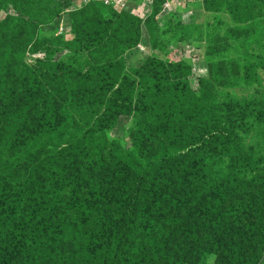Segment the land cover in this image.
<instances>
[{
  "label": "trees",
  "instance_id": "16d2710c",
  "mask_svg": "<svg viewBox=\"0 0 264 264\" xmlns=\"http://www.w3.org/2000/svg\"><path fill=\"white\" fill-rule=\"evenodd\" d=\"M59 1L0 0V102L8 105L0 113V264H203L209 256L264 264V133L252 147L231 130L222 136L208 122L216 99L172 87L158 57L128 74L117 64L142 38L148 45L127 23L163 27L169 0H154L145 18L101 1L76 9L75 0ZM80 13L99 29L75 23L79 38L57 35L71 53L52 65L40 26L57 32ZM34 39L32 51L46 53L35 62L57 88L41 89L33 67L23 83L7 77ZM93 43V58L106 64L78 81L74 53ZM88 104L79 120L77 107ZM124 116L134 124L129 137L112 139Z\"/></svg>",
  "mask_w": 264,
  "mask_h": 264
},
{
  "label": "rangeland",
  "instance_id": "374dc122",
  "mask_svg": "<svg viewBox=\"0 0 264 264\" xmlns=\"http://www.w3.org/2000/svg\"><path fill=\"white\" fill-rule=\"evenodd\" d=\"M56 2L60 4L59 0ZM129 2L130 5L125 11H131L132 14L141 15L146 9L144 0H129ZM85 3L86 0H75L72 9ZM169 3L171 7L164 8L163 13H173V16L162 23L163 27L154 24L151 31L147 22H143L145 30L142 24L140 26L127 23L129 30L139 27V30L144 32V39L148 45L142 42V38L138 43L139 50L135 48L126 51L117 64L125 63L128 74L133 70H140L145 66L146 61L150 63L153 58L158 57L164 64L169 65L165 71L171 78L172 87L179 84L185 95H191V91L195 92L199 88L216 99L218 107L208 122H215L218 133L225 137L226 131L231 130L233 135H240L248 146L252 147L256 144L259 134L264 133V0H169ZM66 9H69V6ZM146 10L150 11V9ZM8 13L15 14L12 9ZM6 15L7 13L1 12L0 21L4 20ZM75 23L84 30L99 29L91 24L84 13L73 18L71 25L62 21L57 32L46 31L47 28L42 29L43 26H40L41 35L36 36L47 40L44 47L46 49L43 50L48 51L52 48V57H54L51 61L52 65L57 66L67 61L71 50L63 44L56 43L58 38L56 36L64 33L67 35V40L79 38L74 31ZM163 28L169 31L165 37L158 31ZM86 37L82 36V39ZM109 38L110 34L107 39ZM168 41H170L169 47L166 43ZM34 42L36 39L26 45V59L24 57V62L20 66L11 68L7 77L12 81L20 79L23 83L27 80L26 74L33 67L39 77L41 89L46 91L52 83H48L45 77L50 76L52 72L35 62L44 59L46 53H34L32 51ZM76 47L75 44L71 46V48ZM97 48L98 45L93 43V50L77 49L74 53L78 81L91 69H100L106 64L93 58L92 54L96 53ZM212 54L218 55L215 63L210 62ZM182 61L186 62L184 65L186 67L172 66V63L178 64ZM52 85L58 87L56 83ZM138 102L139 100L135 102V106ZM208 105L206 101L204 106ZM7 106L6 102H0V113ZM105 107L106 105L103 106V111ZM92 109L91 104L83 106L82 109L77 107L78 119L83 120L81 112L88 114ZM186 116L188 115L185 114L183 118ZM133 126V120L124 116L109 134L112 139L126 140ZM263 152L264 150L261 154ZM213 262L214 258L209 256L203 264H213Z\"/></svg>",
  "mask_w": 264,
  "mask_h": 264
},
{
  "label": "built area",
  "instance_id": "2783aa9c",
  "mask_svg": "<svg viewBox=\"0 0 264 264\" xmlns=\"http://www.w3.org/2000/svg\"><path fill=\"white\" fill-rule=\"evenodd\" d=\"M93 1L104 2L106 5L115 7V9L119 12L125 11L130 5L129 0H86L85 4L93 2ZM144 1L145 2L143 4L145 5V8L150 9L151 11L154 0H144ZM82 5L84 4H80L79 6L81 7ZM170 7H171V3L168 2L165 6V9H169ZM146 9L144 10L143 13H141V15H139L140 17L145 18L146 15L150 12V11H147Z\"/></svg>",
  "mask_w": 264,
  "mask_h": 264
}]
</instances>
